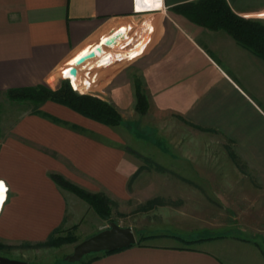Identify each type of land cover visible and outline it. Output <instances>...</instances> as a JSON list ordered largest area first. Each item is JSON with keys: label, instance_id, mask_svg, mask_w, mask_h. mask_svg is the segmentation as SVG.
<instances>
[{"label": "crops", "instance_id": "1", "mask_svg": "<svg viewBox=\"0 0 264 264\" xmlns=\"http://www.w3.org/2000/svg\"><path fill=\"white\" fill-rule=\"evenodd\" d=\"M160 1V8H151L150 0H0V183L8 188L0 245L12 259L20 260L23 246L48 242L67 221L74 196L52 175L99 193L121 187L128 168L123 172L120 144L104 125L55 101L36 106L11 99V92L46 85L56 90L62 70L91 52L92 63L105 62L129 43L128 52L137 54L121 69L104 72L98 97L110 103L112 91L117 102L133 103L140 78L156 114L177 115L182 132L226 140L233 153L252 156L248 167L256 177L242 181L249 199L242 198L248 215L241 217L249 220V235L264 238V60L227 32L175 11L200 0ZM226 1L239 16L264 18V0ZM88 67L82 69L86 77H78L81 91L91 83ZM10 102L30 108L8 124L3 106ZM106 136L114 139L112 147L99 140ZM92 264H264V252L250 238H226L197 248L133 246Z\"/></svg>", "mask_w": 264, "mask_h": 264}, {"label": "rangeland", "instance_id": "2", "mask_svg": "<svg viewBox=\"0 0 264 264\" xmlns=\"http://www.w3.org/2000/svg\"><path fill=\"white\" fill-rule=\"evenodd\" d=\"M247 19L264 22V18ZM129 44L122 45L110 54L108 60L102 62V68L95 66L97 62L92 64L94 69L91 77L95 78L97 84L92 83V88L85 92H75L99 98V94H102L100 91H103L99 83L104 81V72L112 73L113 68L128 62L125 53L128 55ZM137 50L139 52L140 48ZM64 83L72 88L69 82L62 80L56 90L63 87ZM138 84L141 94L147 99L140 78L135 80L136 99L133 103L124 104L122 100L121 103L117 102L112 97V91L106 95L108 99L112 98L110 103L99 98L117 111L123 120L122 125L108 126L89 118L115 134L111 136L120 144L123 172L128 168L127 179L121 187L101 188L99 192L109 199L111 222L132 228L137 236L138 245L135 246L197 248L210 240L233 238L245 242V239L250 238L257 241L264 252L263 236L256 238L249 235V220L241 217L248 215L245 207L248 202L242 201V181L256 177L248 167L249 162L254 161L252 156L233 153L234 149L226 140L210 138L207 134L201 139H195L192 134L182 132L183 122L177 115L156 114L155 107L150 106L148 99L144 113L139 112ZM46 87L55 90L50 85ZM29 108L28 103L25 106L7 103L3 106L7 115L6 123L11 124L13 117L20 116ZM99 140L106 147L114 145L111 143L114 139L108 136ZM63 190L73 194L74 199L69 203L67 221L50 240L52 243L61 239V245L23 246L21 254L17 256L21 261L28 264H75L67 260L74 253L75 247L109 228L111 222L102 219L74 193ZM244 198L248 200L249 196ZM258 206H254L255 213ZM262 212L264 215V206ZM0 256L12 259L13 255L1 249Z\"/></svg>", "mask_w": 264, "mask_h": 264}, {"label": "trees", "instance_id": "3", "mask_svg": "<svg viewBox=\"0 0 264 264\" xmlns=\"http://www.w3.org/2000/svg\"><path fill=\"white\" fill-rule=\"evenodd\" d=\"M175 11L194 19L206 29L227 32L238 45L264 60V22L237 15L226 0H200L196 3L179 6L175 8ZM137 89L139 90L138 111L144 113L147 107V99L141 94L139 84ZM10 97L19 101H28L36 106L51 100L68 106L81 115L105 125L118 126L123 124V120L117 111L108 103L91 95H79L72 90L68 83H64L63 87L58 90L39 86L33 89L11 92ZM52 178L61 189L74 193L88 203L102 219L111 222V207L109 199L104 194L93 193L80 188L60 175H52ZM50 240L37 246H58L62 243L61 239L52 243ZM3 248L5 247L0 245V250ZM117 252L120 251L91 254L75 264H92L102 255Z\"/></svg>", "mask_w": 264, "mask_h": 264}, {"label": "water", "instance_id": "4", "mask_svg": "<svg viewBox=\"0 0 264 264\" xmlns=\"http://www.w3.org/2000/svg\"><path fill=\"white\" fill-rule=\"evenodd\" d=\"M125 39V38H123ZM114 42V41H113ZM111 40L108 41L109 45H119V41L113 43ZM101 51V49H99ZM88 58H83L79 65H85L90 59L95 57V53ZM78 65V66H79ZM72 76L78 75L77 68L71 71ZM137 244V236L132 228L121 227L120 225L111 222L108 229L103 230L91 238L78 244L74 253L67 258L70 263H77L83 260L84 257L91 254H99L104 252H116L125 250ZM0 264H27L24 261L14 260L0 256Z\"/></svg>", "mask_w": 264, "mask_h": 264}, {"label": "built area", "instance_id": "5", "mask_svg": "<svg viewBox=\"0 0 264 264\" xmlns=\"http://www.w3.org/2000/svg\"><path fill=\"white\" fill-rule=\"evenodd\" d=\"M99 47H97L96 49H98ZM93 49H95V48H93ZM99 51V50H98ZM132 51L133 50H130V52L128 53V55H127V58L126 59H131L133 56H135L137 53H132ZM100 52V51H99ZM124 59H122V61H123ZM120 61V60H119ZM111 63V62H110ZM89 64V67L88 68H92V69H94L93 67H92V64H94V63H92V60H89V62L87 63V64H85V65H83V66H78V65H71V66H69V68L67 69V72L65 71V70H62V72L61 73H63V74H61L62 75V80L63 81H65V82H69L70 84H71V86H72V88H73V90L74 91H77L76 90V88H75V86L72 84V79L73 78H76V77H81L82 76V72H81V70L82 69H84V67L85 66H87ZM102 65V64H97V65H95V66H97V67H100V66ZM74 68H77V70H78V75L77 76H72L71 75V71L74 69ZM68 74V77H67V74ZM86 75V74H85ZM86 77V76H85ZM89 79V78H88ZM91 79V82L92 83H94L96 80H95V78H90ZM2 191V190H1ZM4 192H5V196H4V199H3V203H2V205H1V209H2V206H3V204H4V202L6 201V198H7V193H8V188H6L5 187V189L3 190ZM1 209H0V212H1Z\"/></svg>", "mask_w": 264, "mask_h": 264}, {"label": "bare ground", "instance_id": "6", "mask_svg": "<svg viewBox=\"0 0 264 264\" xmlns=\"http://www.w3.org/2000/svg\"><path fill=\"white\" fill-rule=\"evenodd\" d=\"M150 2H151V5H150V7L151 8H160L161 6H162V3H161V1L160 0H150ZM141 3V2H140ZM140 6H142V3H141V5ZM145 6V5H144ZM147 6V5H146ZM143 49V48H142ZM141 51V50H140ZM139 51V52H140ZM129 53V52H128ZM126 56H127V54H125ZM140 56V55H139ZM138 56V57H139ZM128 60V59H127ZM98 60H96V62H97ZM125 63V62H124ZM120 69H121V67H120ZM86 70H82V76L81 77H84V76H86L85 74H86ZM84 73V74H83ZM109 75V74H108ZM107 76V75H106ZM96 83V82H95ZM94 83V84H95ZM97 84V83H96ZM73 85L75 86V88H76V90L77 91H81L80 90V88H79V85H78V77H76V78H74L73 79ZM83 85V84H82ZM82 92H85V91H87V90H89L90 88H92V82L91 83H87V84H85V85H83L82 87ZM101 92V91H100ZM104 92V91H103ZM5 189V185L2 183H0V193H1V190H4ZM2 194H3V192H2ZM4 199V195H1L0 194V209H1V205H2V200Z\"/></svg>", "mask_w": 264, "mask_h": 264}]
</instances>
